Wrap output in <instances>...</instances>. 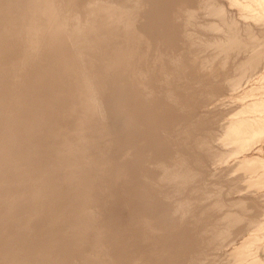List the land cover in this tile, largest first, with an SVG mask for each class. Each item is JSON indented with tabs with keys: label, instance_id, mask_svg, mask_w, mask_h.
<instances>
[{
	"label": "rangeland",
	"instance_id": "rangeland-1",
	"mask_svg": "<svg viewBox=\"0 0 264 264\" xmlns=\"http://www.w3.org/2000/svg\"><path fill=\"white\" fill-rule=\"evenodd\" d=\"M104 3L122 10L124 18L136 19L139 27L146 21L148 60L141 66L148 74L138 72L131 91H124L122 73H96L102 61L110 60L94 34L93 18ZM54 10L64 29L77 36L70 50L74 46L76 53L71 52L82 55L77 66L100 103L99 120L104 122L94 130L106 129L97 140L105 148L95 164L105 165L102 188L109 196L102 195V215L112 232L106 249L94 253L95 264H264V0H55ZM140 17L143 23H138ZM203 60L207 63L201 65ZM244 63L254 66L253 73ZM182 64L190 69L181 70ZM34 75H20L26 93L34 91ZM68 93L65 99L73 96ZM9 97L5 95V118ZM35 109L31 104L15 114L18 126L31 125ZM60 201L59 215L66 206ZM141 217L149 225L143 226ZM57 226L60 235H67L60 220ZM31 241L32 254L43 250L37 238ZM169 254L178 257L168 260ZM86 257L74 264H84ZM21 259L2 257L0 262L29 264Z\"/></svg>",
	"mask_w": 264,
	"mask_h": 264
},
{
	"label": "bare ground",
	"instance_id": "bare-ground-1",
	"mask_svg": "<svg viewBox=\"0 0 264 264\" xmlns=\"http://www.w3.org/2000/svg\"><path fill=\"white\" fill-rule=\"evenodd\" d=\"M54 4L55 0H0V258L21 255V260H27L25 262L29 264H74L76 259L85 257L87 254L84 264H95L97 261L94 253L105 248L104 242L107 238L109 239L107 234L112 232L102 215L105 200L102 195H108L102 188L105 165L95 164L97 155L104 153L105 147H102L97 140L105 134L106 129L103 127V132H99L100 129L97 130L98 132L94 130L95 126H102L103 120H99L101 106L95 100L93 89L88 85L90 83L84 80L85 72L82 74L81 69L79 70L78 63L83 58L82 55L75 54L74 46L71 50L75 53L70 50V45L75 43L71 44L72 38L76 35L72 37V34L60 24L58 15L54 13ZM149 5L151 6V3ZM109 8L106 3L100 4L95 16L97 19L90 16L94 19L93 21H96L94 28L97 31V34L94 33L96 41L103 50L106 49L110 59L105 64L102 58H99L103 65L97 69L96 73L107 76L122 73V77L119 76V78L125 81L124 91H131L134 82L137 81L136 74L139 72L141 77L148 74V68L144 69L141 66L148 56L147 44L149 46V43L143 33L146 21L144 20V24L139 27L136 25V19L130 21L124 18L122 10L113 11ZM77 18L78 21L81 20L80 17ZM140 19L141 17L138 20ZM139 21L138 23H143ZM129 22L130 25L123 29ZM153 22L151 20L150 25L153 27L150 28L156 25ZM212 23L210 22L208 27ZM75 27L78 31L79 27L76 25ZM85 33L86 31L84 35H88ZM217 38L220 40L219 36ZM85 39L82 40L83 43ZM210 39L208 38V41L213 42ZM82 41L78 43L83 44ZM194 41L197 44V40ZM223 42L226 47L227 43ZM201 43L206 44V40ZM201 43L198 45L201 46ZM230 47L229 49L232 50ZM193 48L197 47L193 46ZM215 49L218 53L221 52L218 48ZM228 51L222 54L226 55ZM13 54L20 59L17 60ZM185 55L183 56H189L187 53ZM258 55L260 57L262 54ZM181 58L183 60V57ZM185 60L182 63L185 64ZM82 61L85 63V60ZM203 61V63L200 62L201 65L207 63ZM246 61H248L247 58ZM192 62L199 65L195 61ZM252 64L254 65L253 62ZM185 65L190 67L191 64ZM92 67L96 70L97 65L93 62ZM180 67L184 71L185 66L183 67L182 64ZM253 67L250 72L255 70ZM177 68L178 66L175 69L178 70ZM88 69L90 70L91 67ZM194 69L197 71V68ZM208 72L210 71L205 72L206 75ZM33 73L35 75L31 80V87L34 91L26 93L25 87L18 80L22 79L20 77L22 74L30 76ZM67 92L73 93V96H67L68 99H65L64 94ZM5 95L10 96L8 108L10 117L6 116V118L3 114L7 104ZM31 104L36 107L35 114L31 116V125L21 128L18 126L19 121L15 119L17 118L15 114L21 113L25 108L28 109ZM8 119L10 123H6ZM83 122L84 126H82ZM82 168L86 169L79 172ZM88 169L95 171L93 176L87 173ZM60 200L66 203V206L59 215L57 209L61 204ZM59 220L64 229L68 227V233L65 236L58 232ZM140 221L143 226L149 225L148 220L143 217ZM32 238H37V243L43 246V250L31 253V246H34L31 244L33 242H30ZM112 238L113 241L119 240L118 237L112 236ZM5 243L8 244L7 248ZM26 253L30 256L28 259H26L28 257ZM171 255L169 254V259L166 257L168 255L164 258L170 260ZM176 256L178 257V254ZM180 260L183 261L182 257ZM0 264H6V262H0Z\"/></svg>",
	"mask_w": 264,
	"mask_h": 264
}]
</instances>
